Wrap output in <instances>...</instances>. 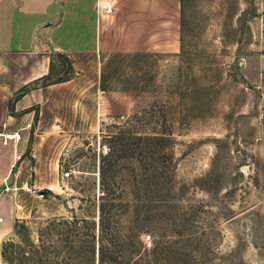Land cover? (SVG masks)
<instances>
[{
  "label": "rangeland",
  "instance_id": "1",
  "mask_svg": "<svg viewBox=\"0 0 264 264\" xmlns=\"http://www.w3.org/2000/svg\"><path fill=\"white\" fill-rule=\"evenodd\" d=\"M67 78L13 139L7 190L23 229L6 238L36 244L77 217L95 223L97 264L103 169L115 191H161L184 264H264V0H183L178 55H112ZM119 134L137 140L126 148ZM155 171L160 183L141 181Z\"/></svg>",
  "mask_w": 264,
  "mask_h": 264
},
{
  "label": "crops",
  "instance_id": "2",
  "mask_svg": "<svg viewBox=\"0 0 264 264\" xmlns=\"http://www.w3.org/2000/svg\"><path fill=\"white\" fill-rule=\"evenodd\" d=\"M181 48L182 0H0V253L14 227L7 188L20 150L13 139L34 106L51 102L71 67L99 72L112 55Z\"/></svg>",
  "mask_w": 264,
  "mask_h": 264
},
{
  "label": "trees",
  "instance_id": "3",
  "mask_svg": "<svg viewBox=\"0 0 264 264\" xmlns=\"http://www.w3.org/2000/svg\"><path fill=\"white\" fill-rule=\"evenodd\" d=\"M135 138L131 134H119L116 141L123 143L127 139L129 142L125 146L129 148L134 145ZM149 139L146 140L153 150L158 140ZM116 162L114 159L109 167ZM157 173L143 177L141 181L151 180L158 184L163 177ZM101 176L97 264H184L185 260H190L188 255L180 252V241H169L164 235L166 228L161 213L166 200L160 190L153 193L148 190L145 193L115 191L107 184L103 169ZM132 177L138 183L136 176ZM19 228L23 229V226L14 225V234ZM149 230L154 236L147 246L139 237ZM94 239V222L78 221L77 217L56 219L40 232L36 244L27 243L21 247L7 238L1 246L2 264H93ZM205 262L206 259L201 263Z\"/></svg>",
  "mask_w": 264,
  "mask_h": 264
},
{
  "label": "built area",
  "instance_id": "4",
  "mask_svg": "<svg viewBox=\"0 0 264 264\" xmlns=\"http://www.w3.org/2000/svg\"><path fill=\"white\" fill-rule=\"evenodd\" d=\"M71 177V172L70 171H64L63 173H62V179H65V180H67V179H69Z\"/></svg>",
  "mask_w": 264,
  "mask_h": 264
}]
</instances>
